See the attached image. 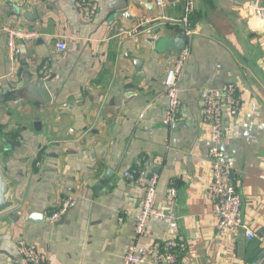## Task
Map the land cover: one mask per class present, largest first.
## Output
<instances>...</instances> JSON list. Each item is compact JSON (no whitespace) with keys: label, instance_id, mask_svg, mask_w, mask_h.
I'll return each instance as SVG.
<instances>
[{"label":"crops","instance_id":"crops-1","mask_svg":"<svg viewBox=\"0 0 264 264\" xmlns=\"http://www.w3.org/2000/svg\"><path fill=\"white\" fill-rule=\"evenodd\" d=\"M86 1L98 5L92 22L77 0H0V166L14 203L0 214V264H29L18 253L21 240L45 264H123L131 245L168 239L177 243L179 264H264V22L241 10L248 1L264 7V0H196L182 107L171 127L163 124L164 79L178 52L163 41L183 33L175 21L184 0L153 13L137 0ZM143 18L159 23L129 37ZM7 28L37 35L18 42L14 66ZM59 41L68 45L63 53ZM44 66L54 77L46 88ZM229 83L242 88V110L227 117L222 149L242 218L258 237L251 241L244 230L220 236L207 197L210 144L200 113L206 92ZM139 167L158 178L159 203L174 185L177 218L153 221L137 240L143 191L123 174ZM69 197L75 208L48 223Z\"/></svg>","mask_w":264,"mask_h":264},{"label":"built area","instance_id":"built-area-1","mask_svg":"<svg viewBox=\"0 0 264 264\" xmlns=\"http://www.w3.org/2000/svg\"><path fill=\"white\" fill-rule=\"evenodd\" d=\"M168 0H154L153 6L162 11ZM77 9L82 13L86 22H92L97 14L98 5L86 0H77ZM196 0H184L183 12L180 20L175 21L181 25L185 35L186 46L178 52L174 64L168 69L164 79V91L168 99V107L164 114L163 124L167 127L176 125L182 107L180 97V83L185 69L191 58L190 39L193 35V18L196 14ZM243 12L247 11L248 16L264 22V7L256 1H248L241 5ZM155 19L143 18L137 27L127 32L129 37L135 38L140 31L145 29L151 33L150 24ZM8 34V62L14 66L18 63L20 55L19 41H33L37 37L34 32L7 28ZM68 49L65 42L59 41L56 44V51L63 53ZM41 81L47 82L54 79L49 67L44 66L40 71ZM242 88L237 83L225 84L221 88H210L204 98L200 113V120L205 129L206 139L210 144V182L207 187V197L213 206V214L216 219V229L220 236L235 237L241 230H244L248 240L257 237L254 230L245 223L242 218V196L237 192L233 168L228 162L225 152L222 149L226 135V119H235L242 110L240 94ZM125 180L131 185H136L143 191V201L140 212L136 218L135 235L136 239L144 237L153 221L165 222L176 220L177 190L170 185L166 198L162 203L157 201L158 178L149 177L144 170L133 168L123 174ZM76 206L74 198L69 197L61 205L60 209L46 218L50 224L57 223L63 216L67 215ZM177 243L174 239L157 241L149 248L141 249L137 244L131 245L125 254L123 264H179L176 251ZM18 253L22 259L29 264H45L46 258L35 246L21 240L17 245Z\"/></svg>","mask_w":264,"mask_h":264},{"label":"water","instance_id":"water-1","mask_svg":"<svg viewBox=\"0 0 264 264\" xmlns=\"http://www.w3.org/2000/svg\"><path fill=\"white\" fill-rule=\"evenodd\" d=\"M153 1L154 0H137L136 3L137 4H140V3L147 4V10L150 13H153V11H154ZM168 1H172V0H168ZM120 13L123 15H126L125 10L121 11ZM155 22L159 23V21H155ZM155 22L153 21L151 24L154 25ZM163 45L165 46L166 50H173V51L180 52L186 46L185 35L182 33L179 37L164 40ZM43 85L46 88L45 82L42 81V86ZM102 182H104V179H102V181L98 184L100 185ZM112 187H113V185L112 186L107 185L106 190L108 191V190L112 189ZM107 191H105V192H107ZM9 193H10V184L6 180V178L3 174L2 168L0 166V214L5 213L6 211H8L14 207V203L11 202L8 198ZM34 216L37 218L36 221H38L40 219V217L38 215H34ZM259 237L262 239L264 238V230L259 234ZM255 264H259V261H257Z\"/></svg>","mask_w":264,"mask_h":264},{"label":"trees","instance_id":"trees-1","mask_svg":"<svg viewBox=\"0 0 264 264\" xmlns=\"http://www.w3.org/2000/svg\"><path fill=\"white\" fill-rule=\"evenodd\" d=\"M195 18V17H194ZM193 18V26H194V24H195V19ZM261 251H257V255H259V253H260Z\"/></svg>","mask_w":264,"mask_h":264}]
</instances>
